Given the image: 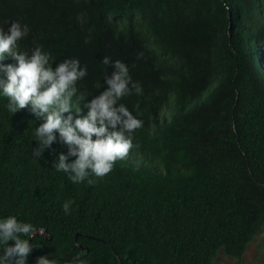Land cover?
<instances>
[{"label":"trees","instance_id":"1","mask_svg":"<svg viewBox=\"0 0 264 264\" xmlns=\"http://www.w3.org/2000/svg\"><path fill=\"white\" fill-rule=\"evenodd\" d=\"M17 20L28 27L22 51L87 67L84 114L113 71L105 56L143 87L120 101L134 114L139 105L144 122L130 158L92 185L54 170L67 153L59 142L34 159L42 121L0 98V217L45 231L32 239L35 257L213 264L222 251L242 264L264 229V0H0V28Z\"/></svg>","mask_w":264,"mask_h":264},{"label":"clouds","instance_id":"2","mask_svg":"<svg viewBox=\"0 0 264 264\" xmlns=\"http://www.w3.org/2000/svg\"><path fill=\"white\" fill-rule=\"evenodd\" d=\"M27 34V25L18 20L7 29L0 28V72L6 75V81H0V98H6L9 113L16 114L30 106L32 115L42 121L34 132V159L43 157L59 142L66 146L67 153L57 156L54 170L64 173L73 184L86 181L92 185L96 182L93 177L107 176L118 160L130 158L134 133L144 122L139 118V105L134 114L120 101L126 96L142 95L143 87L132 79L125 62L105 56L101 63L113 71L110 76L104 71V84H97L104 90L84 105L88 109L84 114L81 103L86 98L78 84L87 77V67L78 58H69L54 68L52 54L40 46L22 51L19 42ZM6 57L16 63L4 64ZM73 203H63L64 214H71ZM38 232L42 234L33 223L22 222L15 215L0 217V264H28L34 247L30 241ZM50 256L54 257H38L35 264H61L60 259ZM71 264L88 262L80 253Z\"/></svg>","mask_w":264,"mask_h":264},{"label":"rangeland","instance_id":"3","mask_svg":"<svg viewBox=\"0 0 264 264\" xmlns=\"http://www.w3.org/2000/svg\"><path fill=\"white\" fill-rule=\"evenodd\" d=\"M213 264H237V259L227 257L220 251ZM242 264H264V229L248 246Z\"/></svg>","mask_w":264,"mask_h":264},{"label":"water","instance_id":"4","mask_svg":"<svg viewBox=\"0 0 264 264\" xmlns=\"http://www.w3.org/2000/svg\"><path fill=\"white\" fill-rule=\"evenodd\" d=\"M37 235L45 236V237H46V234H45V231H44V230H42V234H40V232H38ZM37 235H36V236H37ZM31 244L33 245V241H32V240H31ZM33 246H34V245H33ZM82 252H86V253H88L89 250H88L87 248H83V249H82ZM30 255H31V258H32L34 261L37 260V258H36L35 255H34V247H33L32 252L30 253Z\"/></svg>","mask_w":264,"mask_h":264},{"label":"bare ground","instance_id":"5","mask_svg":"<svg viewBox=\"0 0 264 264\" xmlns=\"http://www.w3.org/2000/svg\"><path fill=\"white\" fill-rule=\"evenodd\" d=\"M258 53L260 54V56H261V59H262L263 51H262V52H258Z\"/></svg>","mask_w":264,"mask_h":264}]
</instances>
